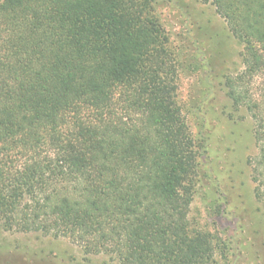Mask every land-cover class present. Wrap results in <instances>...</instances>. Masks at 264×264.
<instances>
[{
	"label": "trees",
	"instance_id": "obj_1",
	"mask_svg": "<svg viewBox=\"0 0 264 264\" xmlns=\"http://www.w3.org/2000/svg\"><path fill=\"white\" fill-rule=\"evenodd\" d=\"M152 1L0 0L6 230L119 264L212 263L211 238L189 230L201 146ZM211 2L245 45V75L264 74V0ZM239 79L227 86L256 119L250 164L264 205V88L248 101Z\"/></svg>",
	"mask_w": 264,
	"mask_h": 264
},
{
	"label": "rangeland",
	"instance_id": "obj_2",
	"mask_svg": "<svg viewBox=\"0 0 264 264\" xmlns=\"http://www.w3.org/2000/svg\"><path fill=\"white\" fill-rule=\"evenodd\" d=\"M152 6L176 58L178 104L201 146L190 233L211 238V264H264V205L250 164L257 152L256 119L247 106L234 104L227 86L243 76L241 90L248 101L257 100L264 74L245 75V45L211 0H153ZM0 264L119 263L106 255H86L64 237L0 225Z\"/></svg>",
	"mask_w": 264,
	"mask_h": 264
}]
</instances>
